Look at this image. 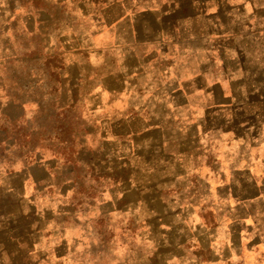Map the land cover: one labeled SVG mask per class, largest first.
I'll use <instances>...</instances> for the list:
<instances>
[{
    "label": "rangeland",
    "instance_id": "1",
    "mask_svg": "<svg viewBox=\"0 0 264 264\" xmlns=\"http://www.w3.org/2000/svg\"><path fill=\"white\" fill-rule=\"evenodd\" d=\"M190 1L169 6L189 18ZM134 2L161 8L160 0H0V93L8 94L1 122L38 128L55 181L75 187L64 196L54 191L49 206H68L83 220L82 247L92 253L84 264L206 262L204 235L232 236L234 246L238 237L261 253L264 71L240 76L235 86L224 81L195 28L177 39L152 36L140 83H133L122 44ZM207 5L227 12L232 48L249 37L264 43V0ZM137 18L140 28L159 26L147 13ZM228 39L216 35V49ZM241 69L230 68L232 80ZM14 95L17 104H30L28 120L6 102Z\"/></svg>",
    "mask_w": 264,
    "mask_h": 264
},
{
    "label": "crops",
    "instance_id": "2",
    "mask_svg": "<svg viewBox=\"0 0 264 264\" xmlns=\"http://www.w3.org/2000/svg\"><path fill=\"white\" fill-rule=\"evenodd\" d=\"M175 1L177 2V0ZM175 1L160 0L161 8L159 9L146 8L143 10L144 7L141 9L140 6L137 9L135 2L127 8L130 12L126 17L125 34L127 41L122 44V47L127 51V55L132 61L129 73H133L131 79L133 83H140L139 74L145 63V59L142 61V55H144L142 51H147L155 44V42H151L154 40L152 36L174 35L177 39L176 36H183L185 32L193 31L192 33H194L195 28L205 37L203 48L209 55L212 66L224 68L222 72L224 81L226 80L235 86L241 82L240 76L245 78L247 73L256 71L262 73L264 71V43L261 42L262 38L252 37V40L249 37V42L244 47L238 44V46L235 45L238 49L232 48L234 45L227 43L231 41V35L224 31L230 23L226 11L223 14L214 10L210 11L207 3L212 0H191L190 11L193 14L189 18H183L181 15L177 17L178 14L169 6ZM162 6L163 8L167 6V8L163 10ZM96 13L97 11H95ZM143 13H147L159 23V26L151 28L145 25L140 28L136 18ZM19 20H23V17H19ZM185 20H189V24L185 25ZM18 23L23 25V21ZM167 27L169 29H166ZM251 30L249 31L252 32ZM216 35L229 37L228 41L219 42L217 49L214 42ZM137 51L141 52V56L140 52L137 53ZM230 52H234L236 56L229 57ZM72 64L69 56L68 66H72ZM231 65L240 69L242 67L233 80L231 78ZM235 74L237 73L235 72ZM66 78L69 79V75ZM213 81L221 83V80L215 78ZM101 91L96 90L95 92L100 94ZM92 97H95V94ZM5 98H8V94L0 93V114L4 112L1 102ZM16 98L15 95L10 96L11 101L6 102L10 105H19L23 109V115L27 106L22 102L17 104L19 102L15 101ZM93 100L95 103L97 98ZM1 121L0 264L86 263L84 260L91 258L92 253H88L82 247L84 242L82 235L86 233L83 220L79 214L71 213L68 206L62 207L65 208V213L60 208L54 209V207L49 206L56 199L53 196L54 191L64 196L69 195L75 187L70 186V182H66L64 179L59 183L56 182L55 172L52 170L54 167L50 165L55 163V161L53 162L54 158L48 156L45 150H40L39 143L32 145L31 142L30 145H24L22 139L8 138L6 135L8 124ZM148 238L150 241V236ZM200 240L205 243L204 249L208 254L207 261L187 259L190 264H264V251L251 253L248 243L238 237L235 238L237 244L235 246L232 242L234 240L232 236L210 239L204 235ZM218 244L219 249H217Z\"/></svg>",
    "mask_w": 264,
    "mask_h": 264
},
{
    "label": "trees",
    "instance_id": "3",
    "mask_svg": "<svg viewBox=\"0 0 264 264\" xmlns=\"http://www.w3.org/2000/svg\"><path fill=\"white\" fill-rule=\"evenodd\" d=\"M25 105V104H24ZM27 106V105H26ZM29 109H31V106L30 104H28V106L25 108V113L23 115V117L19 118L20 120L24 119V120H28L26 117V115L29 113ZM65 112V109H62L58 112V114L60 113H64ZM26 114V115H25ZM36 114V110H34V112H31V118H30V121H32L33 119V115ZM57 115V114H55ZM17 120V119H16ZM15 119L12 120L8 125H7V137L8 138H15V137H12L13 135H18V137H22L23 135V138L26 137V142L24 143L23 140H22V143L24 145H30L31 144V141H30V136L31 138L35 141V143H32V145H35L38 141H42L39 139V131H38V128H33V126H30V128H27V124H23L22 122L20 123H17ZM51 127L52 125L50 126V128H48V126L44 127V128H39V130H42V129H45L44 131L48 130V131H51ZM19 132V133H17ZM44 140V139H43ZM43 142V141H42Z\"/></svg>",
    "mask_w": 264,
    "mask_h": 264
}]
</instances>
